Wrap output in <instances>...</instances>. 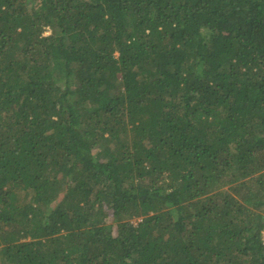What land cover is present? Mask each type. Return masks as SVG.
Returning <instances> with one entry per match:
<instances>
[{
    "label": "trees",
    "instance_id": "16d2710c",
    "mask_svg": "<svg viewBox=\"0 0 264 264\" xmlns=\"http://www.w3.org/2000/svg\"><path fill=\"white\" fill-rule=\"evenodd\" d=\"M263 232L264 0H0V264H264Z\"/></svg>",
    "mask_w": 264,
    "mask_h": 264
},
{
    "label": "rangeland",
    "instance_id": "374dc122",
    "mask_svg": "<svg viewBox=\"0 0 264 264\" xmlns=\"http://www.w3.org/2000/svg\"><path fill=\"white\" fill-rule=\"evenodd\" d=\"M140 221V219H132L131 220V222L133 223V224H137V222H139ZM263 238H264V232H263Z\"/></svg>",
    "mask_w": 264,
    "mask_h": 264
}]
</instances>
